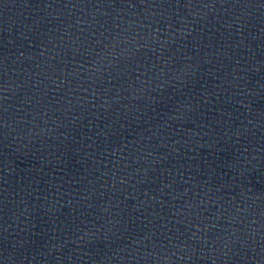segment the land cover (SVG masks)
<instances>
[{
  "label": "water",
  "instance_id": "1",
  "mask_svg": "<svg viewBox=\"0 0 264 264\" xmlns=\"http://www.w3.org/2000/svg\"><path fill=\"white\" fill-rule=\"evenodd\" d=\"M0 264H264V0H0Z\"/></svg>",
  "mask_w": 264,
  "mask_h": 264
}]
</instances>
